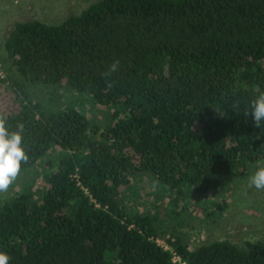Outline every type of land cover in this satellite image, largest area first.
Returning a JSON list of instances; mask_svg holds the SVG:
<instances>
[{
	"label": "trees",
	"instance_id": "obj_1",
	"mask_svg": "<svg viewBox=\"0 0 264 264\" xmlns=\"http://www.w3.org/2000/svg\"><path fill=\"white\" fill-rule=\"evenodd\" d=\"M3 47L0 118L24 126L20 174L42 169L39 190L18 182L0 201L9 264H264L262 240L190 248L156 205L136 207L145 177L175 206L264 163V121L244 115L264 92V0H94L61 23L12 24ZM44 86L86 96L108 121L37 102Z\"/></svg>",
	"mask_w": 264,
	"mask_h": 264
},
{
	"label": "rangeland",
	"instance_id": "obj_2",
	"mask_svg": "<svg viewBox=\"0 0 264 264\" xmlns=\"http://www.w3.org/2000/svg\"><path fill=\"white\" fill-rule=\"evenodd\" d=\"M94 0H0V63H4L5 51L3 38L6 30L16 22L40 20L49 24L61 23L70 15L79 13ZM5 76L4 71L0 73ZM37 102L53 108L75 106L83 110L89 120L101 124L108 121L106 108H98L90 100L77 92L44 86L35 92ZM7 97L3 87H0V104H4ZM264 166L257 164L244 179L234 182L228 190L222 193L210 194L194 193L187 199H180L175 206L171 202V194L165 188L155 184L152 178L145 177L139 183V197L136 207L140 212L151 210L154 205L160 215L167 221L178 225L182 239L190 248L214 240H227L240 247L245 241H264V190L248 187V177L256 168ZM34 174H20L10 186L7 193L0 194V201L9 198L15 191H19L18 182L33 180L31 186L39 190L42 185V169L36 167ZM131 202L135 203L131 196ZM170 209L177 216H167L164 210ZM167 237V235H166ZM165 248L168 247L160 239L157 240ZM180 262V259H175ZM183 264V263H181Z\"/></svg>",
	"mask_w": 264,
	"mask_h": 264
},
{
	"label": "clouds",
	"instance_id": "obj_3",
	"mask_svg": "<svg viewBox=\"0 0 264 264\" xmlns=\"http://www.w3.org/2000/svg\"><path fill=\"white\" fill-rule=\"evenodd\" d=\"M120 69V60L113 59L101 73L109 87L115 83L108 77L117 73ZM251 111H246L244 115L252 118L256 127H261L264 121V92H261L254 100L250 102ZM24 126L18 123L17 131L9 132L6 127V121L0 118V194L7 193L10 186L17 179L21 171V164L27 163L29 157L22 147V133ZM248 187H254L256 190H264V166L256 170L248 177ZM11 257L3 251H0V264H9Z\"/></svg>",
	"mask_w": 264,
	"mask_h": 264
},
{
	"label": "built area",
	"instance_id": "obj_4",
	"mask_svg": "<svg viewBox=\"0 0 264 264\" xmlns=\"http://www.w3.org/2000/svg\"><path fill=\"white\" fill-rule=\"evenodd\" d=\"M158 242V241H157ZM167 248V247H166ZM175 259H180L177 255H173V260ZM175 261V260H174ZM184 264V263H183Z\"/></svg>",
	"mask_w": 264,
	"mask_h": 264
}]
</instances>
